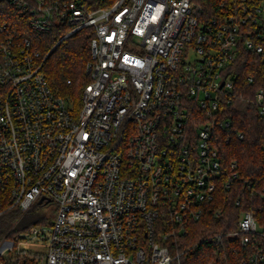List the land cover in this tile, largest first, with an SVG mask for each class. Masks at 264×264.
I'll list each match as a JSON object with an SVG mask.
<instances>
[{"label":"built area","instance_id":"1","mask_svg":"<svg viewBox=\"0 0 264 264\" xmlns=\"http://www.w3.org/2000/svg\"><path fill=\"white\" fill-rule=\"evenodd\" d=\"M227 7L202 21L194 0H0V215L54 208L42 264H174L169 239L238 177L217 140L239 97L231 66L242 48L264 60V0ZM84 29L90 82L77 107L45 76L52 50L28 34L60 32V43ZM256 103L264 114V89ZM238 226L243 245L259 233L250 211ZM39 235L34 226L0 247ZM16 252L0 264H41Z\"/></svg>","mask_w":264,"mask_h":264},{"label":"trees","instance_id":"2","mask_svg":"<svg viewBox=\"0 0 264 264\" xmlns=\"http://www.w3.org/2000/svg\"><path fill=\"white\" fill-rule=\"evenodd\" d=\"M228 3L229 0H194V7L200 20L212 21L227 13ZM28 35L44 53L52 50L43 71L53 90L79 105L83 90L90 82L86 72L91 57L90 31L81 30L60 43L63 36L60 32L43 35L29 32ZM231 68L237 76L239 97L226 106L224 118L231 121V129L221 131L217 141L224 166L230 170L236 163L238 177L228 173L222 178L229 186L221 180L215 200L207 206L201 219L187 223L186 233L169 239L170 253L180 255L174 264H264V261L251 262L252 257L264 255V114L256 103L258 91L264 89V60L242 48ZM37 210L38 207L32 208L22 220L17 208L0 215V244L32 225L43 224V217L30 216L37 214ZM246 211L253 213L259 233L243 245L238 224ZM218 237L221 239L217 240ZM10 261L7 259L3 264Z\"/></svg>","mask_w":264,"mask_h":264},{"label":"rangeland","instance_id":"3","mask_svg":"<svg viewBox=\"0 0 264 264\" xmlns=\"http://www.w3.org/2000/svg\"><path fill=\"white\" fill-rule=\"evenodd\" d=\"M80 106H81V102L79 105H77V107H80ZM35 207H38V210L36 211L37 214L30 215V216L31 217L32 216L33 217L34 216L35 217L41 216L44 218L45 222L43 221V224L38 225L37 227H39V229L45 233L46 237H43L44 235H39L38 238H35L32 241H24L23 243H19V245L16 246V249L14 251H9L6 245L10 246V245L14 244V242L17 241L18 234H16L13 239H8L7 242H5L6 245H3L0 247V255H7V254L10 255V254H14V252L17 253L16 251H18V248H19L20 250H24L26 252H32L33 254H36L38 257H40V263L41 264L44 263V260L46 258L47 252H48V246H49L47 236H49L48 234L52 228V222L54 221L55 211L51 207H48V208L43 207V206H35ZM25 215L21 214L20 219L21 220L24 219ZM34 226H36V225L30 226L25 231L31 230ZM13 240H14V242H13ZM9 255L7 257H9ZM9 259L11 260L10 264H21V263H23L18 258L17 259L9 258ZM28 262H30V264H37V262L33 258H30L28 260Z\"/></svg>","mask_w":264,"mask_h":264}]
</instances>
